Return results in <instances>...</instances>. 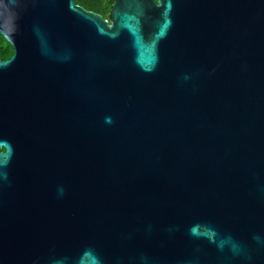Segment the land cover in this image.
I'll list each match as a JSON object with an SVG mask.
<instances>
[{"label": "water", "instance_id": "water-1", "mask_svg": "<svg viewBox=\"0 0 264 264\" xmlns=\"http://www.w3.org/2000/svg\"><path fill=\"white\" fill-rule=\"evenodd\" d=\"M0 0V264H264V0Z\"/></svg>", "mask_w": 264, "mask_h": 264}, {"label": "trees", "instance_id": "trees-1", "mask_svg": "<svg viewBox=\"0 0 264 264\" xmlns=\"http://www.w3.org/2000/svg\"><path fill=\"white\" fill-rule=\"evenodd\" d=\"M115 1L116 0H76V3L89 11L102 15L108 20Z\"/></svg>", "mask_w": 264, "mask_h": 264}, {"label": "flooded vegetation", "instance_id": "flooded-vegetation-1", "mask_svg": "<svg viewBox=\"0 0 264 264\" xmlns=\"http://www.w3.org/2000/svg\"><path fill=\"white\" fill-rule=\"evenodd\" d=\"M108 20H111V17ZM14 53V47L0 34V61L11 59ZM4 151V149H0V153Z\"/></svg>", "mask_w": 264, "mask_h": 264}]
</instances>
